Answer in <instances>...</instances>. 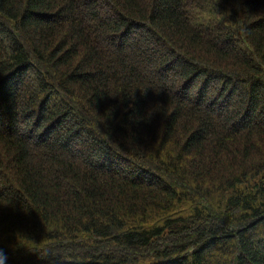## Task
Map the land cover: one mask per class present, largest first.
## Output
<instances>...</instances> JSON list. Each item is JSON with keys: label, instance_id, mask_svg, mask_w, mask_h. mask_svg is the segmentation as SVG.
<instances>
[{"label": "trees", "instance_id": "obj_1", "mask_svg": "<svg viewBox=\"0 0 264 264\" xmlns=\"http://www.w3.org/2000/svg\"><path fill=\"white\" fill-rule=\"evenodd\" d=\"M0 249L264 264V0H0Z\"/></svg>", "mask_w": 264, "mask_h": 264}, {"label": "clouds", "instance_id": "obj_2", "mask_svg": "<svg viewBox=\"0 0 264 264\" xmlns=\"http://www.w3.org/2000/svg\"><path fill=\"white\" fill-rule=\"evenodd\" d=\"M7 256L2 249H0V264H6Z\"/></svg>", "mask_w": 264, "mask_h": 264}, {"label": "rangeland", "instance_id": "obj_3", "mask_svg": "<svg viewBox=\"0 0 264 264\" xmlns=\"http://www.w3.org/2000/svg\"><path fill=\"white\" fill-rule=\"evenodd\" d=\"M206 19V18H205ZM206 20H208V19H206Z\"/></svg>", "mask_w": 264, "mask_h": 264}]
</instances>
